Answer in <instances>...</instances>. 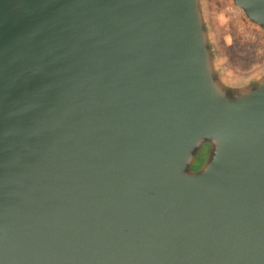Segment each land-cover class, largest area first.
<instances>
[{"label":"water","instance_id":"95a60500","mask_svg":"<svg viewBox=\"0 0 264 264\" xmlns=\"http://www.w3.org/2000/svg\"><path fill=\"white\" fill-rule=\"evenodd\" d=\"M205 1L0 0V264H264V62Z\"/></svg>","mask_w":264,"mask_h":264},{"label":"rangeland","instance_id":"374dc122","mask_svg":"<svg viewBox=\"0 0 264 264\" xmlns=\"http://www.w3.org/2000/svg\"><path fill=\"white\" fill-rule=\"evenodd\" d=\"M205 4L219 50L243 71H254L264 62V34L229 1L206 0Z\"/></svg>","mask_w":264,"mask_h":264}]
</instances>
